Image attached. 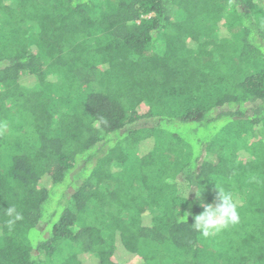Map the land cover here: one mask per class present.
I'll use <instances>...</instances> for the list:
<instances>
[{
    "label": "trees",
    "instance_id": "16d2710c",
    "mask_svg": "<svg viewBox=\"0 0 264 264\" xmlns=\"http://www.w3.org/2000/svg\"><path fill=\"white\" fill-rule=\"evenodd\" d=\"M0 264H264V0H0Z\"/></svg>",
    "mask_w": 264,
    "mask_h": 264
},
{
    "label": "clouds",
    "instance_id": "9594fccd",
    "mask_svg": "<svg viewBox=\"0 0 264 264\" xmlns=\"http://www.w3.org/2000/svg\"><path fill=\"white\" fill-rule=\"evenodd\" d=\"M188 186L186 192L192 187ZM217 197L216 203H205L200 201L202 211L193 217L191 227L194 231L207 238L213 236L220 231L227 229L229 226L236 225L240 221L237 201L232 192L222 187H216ZM199 199V192H197ZM6 214L9 217L7 224L9 228L14 227L17 221L23 219L21 213L15 207H8ZM188 213L182 219H186Z\"/></svg>",
    "mask_w": 264,
    "mask_h": 264
},
{
    "label": "rangeland",
    "instance_id": "374dc122",
    "mask_svg": "<svg viewBox=\"0 0 264 264\" xmlns=\"http://www.w3.org/2000/svg\"><path fill=\"white\" fill-rule=\"evenodd\" d=\"M222 30H223V28H222ZM224 31V30H223ZM141 111H142V113H144L145 112V108L143 107L142 109H141ZM250 133L253 135V133L250 131Z\"/></svg>",
    "mask_w": 264,
    "mask_h": 264
}]
</instances>
